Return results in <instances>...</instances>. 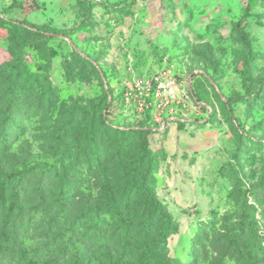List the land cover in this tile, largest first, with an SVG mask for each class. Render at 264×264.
<instances>
[{
  "label": "rangeland",
  "instance_id": "374dc122",
  "mask_svg": "<svg viewBox=\"0 0 264 264\" xmlns=\"http://www.w3.org/2000/svg\"><path fill=\"white\" fill-rule=\"evenodd\" d=\"M18 1L0 264H264V0Z\"/></svg>",
  "mask_w": 264,
  "mask_h": 264
},
{
  "label": "trees",
  "instance_id": "16d2710c",
  "mask_svg": "<svg viewBox=\"0 0 264 264\" xmlns=\"http://www.w3.org/2000/svg\"><path fill=\"white\" fill-rule=\"evenodd\" d=\"M20 2L18 0H13V2L9 5V9L13 7L20 6ZM37 32H40L39 28H36ZM8 101L5 104L4 110H3V121L2 125L0 126V152H4V150L8 149V140L6 139L5 130L8 127H11V125L14 123L12 118H10V112L12 108V101L9 96ZM1 98V96H0ZM102 117V116H100ZM103 119V118H102ZM8 133V131H7ZM142 145L144 146L146 144V138L144 137L142 140ZM0 207L4 206L6 202H9L12 204V206L16 209V212L20 211V208L22 207V203L24 202L25 197L28 195L25 191V185L23 184L22 180L20 179H12L13 176L11 174H8L5 172V168L3 166L0 167ZM41 187L40 185H36L29 194H34L35 196L40 197L41 195ZM144 198L146 199L147 203L150 205V209L152 211L153 216H157L158 219L161 221L160 226V240L156 242L155 248H161L166 241L169 234L176 231V224L173 223L172 217L170 214H168L166 211L163 210L162 205L154 200V198L149 194V192H144ZM114 204V203H112ZM18 214V213H16ZM150 250L148 246H145V251L143 252L144 256L140 258V262H143V264H147V258L149 256ZM162 259L161 262L165 263L166 258H160Z\"/></svg>",
  "mask_w": 264,
  "mask_h": 264
}]
</instances>
